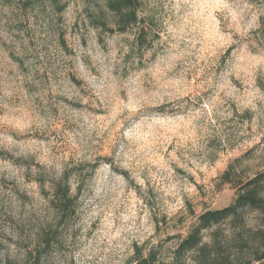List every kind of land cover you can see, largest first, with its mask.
Listing matches in <instances>:
<instances>
[{
	"label": "rangeland",
	"instance_id": "374dc122",
	"mask_svg": "<svg viewBox=\"0 0 264 264\" xmlns=\"http://www.w3.org/2000/svg\"><path fill=\"white\" fill-rule=\"evenodd\" d=\"M139 3L140 51L101 0H0V264H34L17 238L45 231L38 264L169 263L199 214L264 171V6ZM241 216L204 241L245 243L264 219Z\"/></svg>",
	"mask_w": 264,
	"mask_h": 264
},
{
	"label": "trees",
	"instance_id": "16d2710c",
	"mask_svg": "<svg viewBox=\"0 0 264 264\" xmlns=\"http://www.w3.org/2000/svg\"><path fill=\"white\" fill-rule=\"evenodd\" d=\"M104 2L107 10L116 16L115 31L125 33L132 26L137 27L136 39L133 43L134 48L141 50L147 42V34L140 17L137 15L140 7L139 0H101ZM264 6V0H259ZM99 31L114 34L106 27V22L102 19L90 18ZM150 29V27H148ZM264 41V33H263ZM231 174L228 171L224 174L227 183L231 182ZM236 191L232 202L224 208L207 210L199 214L194 226L184 236L178 239L177 245L171 253L169 263L156 260L155 255L149 254L148 257L138 258V264H264V223L260 229L254 232L245 240V243L239 245L224 244L220 242L218 234L214 233L212 238L204 241V233L210 231L214 226H218L229 219L240 220L245 211L261 215L264 219V171L248 178L244 182L238 180ZM54 202L57 203V212L59 215H65L73 211L74 203L68 194V187L64 184H58L54 187ZM62 217V216H61ZM51 237V238H50ZM53 233L45 231V234L37 240L34 237H23L19 235L17 243L23 249L28 251L27 260L38 264L42 252L38 251L39 247H49L52 241ZM33 244V251L28 250L24 245ZM43 244V245H42ZM4 264H12L7 258Z\"/></svg>",
	"mask_w": 264,
	"mask_h": 264
}]
</instances>
